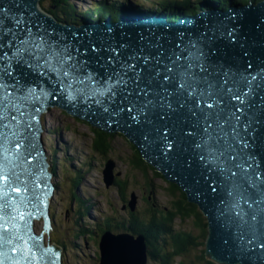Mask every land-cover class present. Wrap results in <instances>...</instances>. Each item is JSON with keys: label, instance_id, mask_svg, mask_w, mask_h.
<instances>
[{"label": "snow or ice", "instance_id": "6c2138e0", "mask_svg": "<svg viewBox=\"0 0 264 264\" xmlns=\"http://www.w3.org/2000/svg\"><path fill=\"white\" fill-rule=\"evenodd\" d=\"M0 13L6 15L3 9ZM3 15H0V249L17 240L27 244L20 235L18 221H23L27 227L31 217H26L21 208L27 206L28 198L21 196L17 200L11 193L30 191L28 178L32 172L25 167V161L31 165L28 157L38 152L31 130L37 119L33 113L40 111L33 105L41 96L48 95L42 87L37 91L36 86L26 81L21 83L13 68L22 66L38 75L54 78L69 99L79 97L91 101L110 117L127 114L126 118L136 125L155 124L156 120L163 121L179 109L187 108L190 116L198 117L197 124L203 132L195 145L201 150L200 159L220 171L230 172L232 177L239 173L242 180L258 186L264 195V174L250 172L253 167L250 158L234 151L237 129L243 127L247 131L248 128V122L241 125V120H247L254 106L253 82L258 76L264 81V69L256 74L230 75L225 70L217 71L209 63L200 62L197 52L191 51L195 47L191 42L184 45L182 37L172 41L149 32L139 34L135 43L103 37L93 41L89 48L97 56V66H101L100 54L106 53L101 76L89 68L91 61L83 58L87 57L89 48L81 49L66 40L51 39V34L45 35L39 30L33 32L22 19L14 21L15 31L8 29ZM228 35L232 37L231 32ZM247 67L251 69V63ZM173 96L179 98L178 107L170 102ZM258 106L264 115V95L259 97ZM153 131L158 134L154 143L162 145L167 154L174 146L169 126L156 127ZM6 142L22 151L11 152L5 147ZM252 219L255 221L256 216ZM261 226L264 228V222ZM258 247L264 249V241ZM11 250L13 253L30 251L18 246ZM3 255L0 251V256ZM0 264H4L3 259Z\"/></svg>", "mask_w": 264, "mask_h": 264}, {"label": "water", "instance_id": "95a60500", "mask_svg": "<svg viewBox=\"0 0 264 264\" xmlns=\"http://www.w3.org/2000/svg\"><path fill=\"white\" fill-rule=\"evenodd\" d=\"M0 9H3L6 13V15L2 13L0 15H3V22L8 29L15 31L14 21L22 19L26 26L33 25L31 26L33 32L39 30L45 35L51 34V39L66 40L73 46L79 45L81 49L89 48V45L99 37H103L105 40L135 43L137 42L138 35L141 33L145 35L149 32L157 33L168 37L172 41H177L185 34H189L193 35L194 38L190 37L186 40V37H183V42H191V44L195 45L191 51L197 52L201 58L200 62L209 63L210 67L215 68L217 71L225 70L229 74H232L234 68L235 72H242L237 65L239 64L238 62H246V55L248 63L252 65V70L258 71L264 69V63L257 61L249 54V51L252 53L262 51V56L264 57V0L254 4L252 2L244 4L237 9H229L227 11L211 10L175 21H165L166 24L155 23L154 21L149 23L147 22L148 20H145L146 18L133 17L112 22L115 25L125 22L123 24L124 27L120 29L114 27L100 29L97 27L95 30L88 28L87 24L82 26H66L56 22L53 17L39 9L38 0H0ZM127 22L133 23L129 25L131 26L130 28L125 26ZM152 24L155 25V28H153ZM176 26L179 29L174 31ZM137 27L140 28L137 29ZM230 32L232 33V37L228 35ZM16 34L17 36L20 35L18 31ZM73 37H76L74 42L71 41ZM238 47L241 48L238 49ZM104 55L106 53L100 54L101 66H97V56L91 52L90 48L87 57L83 58L91 61L89 68L92 71L98 72L103 76ZM210 63L220 65V67L211 66ZM13 71L20 78L21 83L26 81L29 85L36 86L37 91L42 87L48 93L46 96H41L39 101L33 105V108H39L40 111L33 113L37 119L33 122L34 127L31 130L35 148L38 152H33L32 156L28 157L31 160V165H28L27 161H25V167H29L32 172L31 177L28 178L30 181L32 179L38 181L40 178L41 181L43 179L42 182L45 179L49 181L51 176V173L47 172L48 164L45 161L44 151L40 142V131L42 129L38 120L39 114L47 111L46 106L50 105L64 108L68 112L88 120L96 127L108 131H122L135 143L147 162L157 167L168 180L176 183L185 191L188 200L196 203L206 216L208 232L205 239L204 255L208 259L218 264H264V249L258 247L264 241V235L260 234V238L255 239L251 234H245L247 231H243V228H241L242 221L239 220L240 215L238 214V210L234 209V206L227 204L229 203V197L221 189H217V186H211L212 183L219 182V180H228L230 172L221 171L219 175H213L214 177L211 176L209 178H204L202 175L195 178L189 175V170L190 172H194V169L198 170L201 168L197 167L198 163L203 161L198 156L201 154V150L195 145L200 142L203 132L197 124L198 117L190 116L187 108L179 109L174 115L166 117L163 121L156 120L155 124L141 123L140 125H136L126 118L127 114L110 117L102 108L91 101H85L79 97L69 99L68 94L60 89L54 78L38 75L35 71H31L23 66L13 68ZM254 92V105L257 106L259 97L264 95V90H254ZM169 99L174 107H178L179 98L173 96ZM249 123L247 131L243 127L239 128L241 132L240 137H243L245 140L247 139L248 143L244 141V145L246 146L256 143L249 134L254 131L255 125L252 124L253 122L251 125ZM243 124L241 120V125ZM164 125H168L170 128V139L174 145L167 154H165L162 145L154 143L158 134L153 129L156 127L163 128ZM259 125L261 124L259 123ZM145 135L148 137L147 140L145 139ZM5 147L9 148L11 152L22 151V149L18 150L14 148L8 142L5 143ZM194 150L198 151V155H193ZM250 152L252 154L248 156H253L258 151L252 150ZM113 166L114 164L111 160L107 161L104 170L106 185L112 183ZM204 172L206 170H201L199 173ZM260 172L264 174V167L260 168ZM49 185L51 184L49 183ZM237 193L235 191V195ZM241 193H243V190H241ZM51 194L52 191L49 195H39V198L35 194L34 199L31 200L43 198L49 201ZM128 204L131 209H134V194H132V199ZM47 206L41 208L44 213H47ZM25 214L26 217L29 216L27 215L28 213ZM30 217L27 227H25L24 222L22 223L23 227L20 228V233L32 229V218L39 219L33 217V214H30ZM47 217H43V229L47 227L45 225L46 220H49ZM48 228H51V226L49 225ZM44 231L48 233V229H44ZM41 234H43V230ZM98 246L99 264H146L147 248L144 237L141 235L133 237L130 234H114L106 231L102 234ZM127 247L137 250L140 256L138 261L130 260V252ZM51 248L60 255L61 248L59 246L53 243Z\"/></svg>", "mask_w": 264, "mask_h": 264}, {"label": "trees", "instance_id": "16d2710c", "mask_svg": "<svg viewBox=\"0 0 264 264\" xmlns=\"http://www.w3.org/2000/svg\"><path fill=\"white\" fill-rule=\"evenodd\" d=\"M45 1L47 4L44 3ZM200 1L203 0H154L152 3L155 4L158 9L167 7L168 10L174 11V8L178 7L180 10H183V13H195L198 10V2ZM207 1L217 4L219 8H227L229 3L228 0ZM251 1L255 3L259 0H232L233 3L242 4ZM41 5L43 7L42 9L56 20L69 23L80 21V16H84L91 21L97 19L103 21L108 17L110 20H117L118 16L121 15V10L125 9L120 3H116L115 0H100L87 8L83 7L84 9L76 8L71 0H43ZM123 14L126 13L123 12ZM175 16L176 14H172L168 19H176ZM92 132V147L98 153L106 156V153L109 152L111 148V144L108 140L111 135L110 132L102 128L94 129ZM120 135L124 136L121 133ZM126 139L130 141L129 138L126 137ZM132 149L133 150L127 158V163L133 167L134 173L139 175L142 174L147 178L148 187L147 190H145L148 194L151 193L153 195L154 189L151 183L152 178L150 176L147 177V168L154 170V176L160 175L169 183L167 192L169 196H171V199L168 204H159L151 201L150 206L144 208L142 212L136 210V207L135 209H131L128 205V199H125L129 182L127 179L119 180L118 174L113 173L111 185L116 187L119 196L125 200V205L122 208L127 209L126 218H124L125 220H121V222H115L118 218L115 219V215L108 213L105 215L104 221L97 224L98 228L96 230L90 229L87 223V213L91 205L86 204L89 198L82 197L83 195L81 196L78 192V186L82 185L81 181L85 176L82 172V168L90 166V163H82L79 165V168L71 171V169H68L69 164L64 163L62 159L56 158L55 162H53V171L55 172L54 169L57 167L59 171L58 174L68 172L71 179L68 190L67 214H71L73 223L77 226V228L75 226L76 230L73 237L80 234H88L86 237L89 236V238H91L92 236H97L98 239H100V236L106 231L113 233L128 232L143 234L145 236L144 242L147 248L146 264L148 262L152 264H204L203 260L208 264H212L211 261L205 259L204 255V239L207 233V222L199 206L188 200L186 193L182 191L179 185L169 181L154 165L148 163L134 144H132ZM108 159L112 160L110 157L107 158V160ZM56 184L60 188L63 185L61 181H57ZM145 199L149 201L150 198L146 197ZM51 216L53 217V215ZM176 219L180 221L191 219L193 227L199 230L198 233L194 235L192 231L175 229L173 224L176 222ZM56 232L61 242L54 239V237L53 241L62 244L64 248L63 264H68L65 262V252L69 251L68 249H70V246L67 244V241L63 239L61 232ZM74 246L79 247L78 244H74ZM198 247H201V249L199 251L196 250L198 253L195 254L194 251ZM77 252L80 253L79 250ZM69 253L72 254L70 251ZM95 258H97L99 263V252Z\"/></svg>", "mask_w": 264, "mask_h": 264}, {"label": "rangeland", "instance_id": "374dc122", "mask_svg": "<svg viewBox=\"0 0 264 264\" xmlns=\"http://www.w3.org/2000/svg\"><path fill=\"white\" fill-rule=\"evenodd\" d=\"M76 8H87L93 3H97L100 0H71ZM116 3H120L128 11H133L143 5L145 9L155 8L152 3L154 0H115ZM43 0H39L40 9L43 8ZM45 4L46 1L44 2ZM137 3V4H136ZM142 7V6H141ZM83 8V9H84ZM42 10V9H41ZM205 10V9H203ZM43 11V10H42ZM157 13L162 14L160 9ZM187 13H176L175 18L185 16ZM178 15V16H177ZM87 21H91L87 19ZM47 111L41 112L43 119V127L41 138L43 139L44 146L49 154V158L52 163L55 159H62L64 163L75 165V169L82 163H90V166L82 168L84 173L81 186H78V192L82 197H87L89 200L86 204H90L88 213L93 217L89 219L87 217V223L89 228L96 230L97 224L104 221L105 215L110 213L115 215V222H121L125 220L127 209H123L125 200L119 196L116 187L111 184L106 185L103 181L104 170L106 167L107 158H111L114 161L113 173L118 174L119 180L127 179L129 184L127 186V194L125 199L131 200L132 194L136 199V210L142 212L144 208L150 206V202L154 201L159 204H168L171 199L167 192L169 183L160 175L154 176V170L147 168V177L152 178L153 195L146 192L147 190V178L142 174L134 173V169L131 165H128L127 158L130 155L132 149V143L121 136L119 131L110 132L108 138L111 148L106 156L98 153L92 147L93 132L92 130L98 129L92 126L84 119H79L76 116L67 113L65 110L58 106H47ZM56 147H55V146ZM84 164V165H86ZM56 174L53 176V180L61 181L62 187L55 190L54 194L50 198V212L53 215L54 225L50 234V240L57 239L61 242L57 232H61L63 239L67 241L70 249L65 252V262L68 264H99L97 258L98 249V237L92 236L86 237L88 234H80L73 237L75 232V226L71 217V214H67L68 198H69V184L70 175L68 172L58 174V168L55 167ZM69 169V166H68ZM71 169V168H70ZM69 169V170H70ZM72 171V170H71ZM75 172V171H73ZM135 175V178H134ZM132 177V178H131ZM149 179V178H148ZM146 189V190H145ZM150 198L147 201L145 198ZM138 211V212H139ZM87 213V214H88ZM128 217V216H127ZM173 224L175 229L192 231L193 234H197L199 230L193 227L191 219L186 221H180L178 219ZM77 228V226H76ZM195 229V230H194ZM66 243V242H65ZM74 244H78L79 247L75 248ZM61 250L62 244H59ZM201 247L195 249L194 253H198L196 250H200ZM80 251L78 253L77 251ZM62 253V256H63ZM179 259V258H177ZM206 260L211 261L212 264H218L205 256ZM204 264H208L205 260ZM175 262V261H174ZM176 263V262H175ZM147 264H152L148 262Z\"/></svg>", "mask_w": 264, "mask_h": 264}, {"label": "clouds", "instance_id": "9594fccd", "mask_svg": "<svg viewBox=\"0 0 264 264\" xmlns=\"http://www.w3.org/2000/svg\"><path fill=\"white\" fill-rule=\"evenodd\" d=\"M229 1V3H228V7L227 8H219L218 6H217V4H215V3H213V2H209V1H207V0H203V1H200V2H198L199 3V6H198V10H197V12H195V13H187L185 16H182V17H179V18H176V19H168V17L169 16H171L172 14H176V13H180V12H183V10H180V8H178V7H175L174 8V11L173 10H168L167 9V7H161L160 8V11H162L163 13H162V17L165 15V14H167L166 15V18H164L163 20L164 21H175V20H179V19H182V18H186V17H190V16H193V15H196V14H199V11H202L203 9H205V10H203L204 12H206V11H211V10H213V11H227V10H231V9H237V8H240V6L241 5H244V4H242V3H233L232 2V0H228ZM259 1H262V0H259ZM258 1V2H259ZM252 2V1H251ZM248 3H250V2H248ZM248 3H245V4H248ZM253 4H254V2H252ZM255 3H257V2H255ZM38 4H39V0H38ZM39 6V5H38ZM142 6V7H141ZM141 6H139V8H137V9H134L133 11H128V10H125V9H123V10H121V15H119L118 16V18H117V20H110V18L108 17V18H106V19H104V21H106L107 19L108 20H110L111 22H117V21H121V20H124V19H127V18H133V17H143V18H145L146 16H151L150 14H154V15H156V16H158V17H160V14L159 13H157V11L159 10L158 8H157V6L156 5H153L155 8H147V9H145L144 7H143V5H141ZM39 9H40V7H39ZM42 9V8H41ZM43 10V9H42ZM43 12H45L46 14H48L49 16H51L49 13H47L46 11H44L43 10ZM123 12L124 13H126V14H123ZM123 14V15H122ZM51 17H53V16H51ZM54 18V17H53ZM80 21H77V22H74V23H69V22H64V21H58V20H56L55 18V20H56V22H58V23H60V24H62V25H66V26H82V25H86V24H91V23H97L98 21V19L97 20H95V21H87L86 20V18L84 17V16H80ZM47 107V106H46ZM61 108V107H60ZM47 109V108H46ZM63 110H65L64 108H62ZM67 113H70V112H68L67 110H65ZM71 115H73V116H76L77 118H79V119H84V118H81V117H79V116H77V115H74V114H72V113H70ZM38 120H39V124H40V127H41V129H42V131L44 130V127H43V119H42V114L40 113L39 114V118H38ZM84 120H86V119H84ZM87 122H89L88 120H86ZM90 123V122H89ZM92 126H94L92 123H90ZM94 127H96V126H94ZM99 128V127H98ZM42 131H40V142H41V145H42V148H43V151H44V155H45V161H46V163L48 164V166H47V172L48 173H51L52 175L50 176L51 178L49 179V181H50V184L52 185V186H54V188H53V191H52V194L50 195V197H49V201H48V206H47V215H48V218H49V221H50V226H51V228H48V233L47 232H43V234H42V236H43V239H42V243L45 245V246H47V242H48V245L50 244V245H52L53 243L54 244H56L57 246H59V243H56L55 241H53V239H52V241L50 240V234H51V231L53 230V225H54V219H53V217L51 216V212H50V198H51V196L54 194V192H55V190L56 189H58L59 187L57 186V184H56V181L55 180H53V176H55V173H56V168L54 169L55 170V172L53 171V163H52V161H51V159L49 158V154H47V150H46V148H45V146H44V143H43V139L41 138V134H42ZM116 131H119V130H116ZM119 133H121V134H123L125 137H127V138H129L126 134H124L122 131H119ZM130 139V138H129ZM130 142L132 143V144H134V146L135 147H137L136 145H135V143L130 139ZM55 146V145H54ZM56 147V146H55ZM138 148V147H137ZM138 150H139V148H138ZM140 151V150H139ZM141 153V152H140ZM107 161H109V159L107 160ZM107 161H106V163H107ZM112 162H113V164H114V161L113 160H111ZM149 163V162H148ZM75 165H71V164H69V169L71 168V170H76L75 168ZM80 167V166H79ZM79 167H77V168H79ZM114 167V166H113ZM156 169H157V167H155ZM158 170V169H157ZM159 171V170H158ZM160 172V171H159ZM103 181H104V178H103ZM170 181V180H169ZM105 182V181H104ZM172 182V181H171ZM180 187V186H179ZM181 188V187H180ZM182 189V188H181ZM182 191L185 193V191L182 189ZM187 195V194H186ZM135 196V195H134ZM188 197V196H187ZM130 201V200H129ZM129 201H128V203H129ZM135 201H136V199H135ZM192 202V201H191ZM129 205V204H128ZM124 206V205H123ZM135 207H136V202H135V206H134V209H135ZM201 210V209H200ZM89 211V210H88ZM202 211V210H201ZM204 214V213H203ZM205 216V215H204ZM87 217L89 218V219H93V217L90 215V213H88L87 214ZM205 218H206V216H205ZM206 222H207V220H206ZM43 226H44V219H43V217H39V219H36V218H32V226H31V228H32V231H34V233L35 234H37V236H39L40 234H41V232H42V230H43ZM109 232V231H108ZM207 232H208V224H207ZM110 233H113V232H110ZM121 233H125V234H130V235H132L133 237H137V236H139V235H141V236H143L144 237V241H145V236L143 235V234H137V233H128V232H119V233H114V234H121ZM102 236V235H101ZM101 236H100V238H101ZM206 236H207V233H206ZM206 236H205V239H206ZM205 239H204V249H205ZM99 241H100V239H99ZM99 241H98V244H99ZM60 247V246H59ZM75 248H77V246H75ZM62 249H64L63 248V246H62ZM98 249H99V246H98ZM62 253H63V251L61 250L60 251V264H63V256H62Z\"/></svg>", "mask_w": 264, "mask_h": 264}, {"label": "bare ground", "instance_id": "6f19581e", "mask_svg": "<svg viewBox=\"0 0 264 264\" xmlns=\"http://www.w3.org/2000/svg\"><path fill=\"white\" fill-rule=\"evenodd\" d=\"M109 132H115V131H109ZM130 252V260L132 261H138L140 259L139 253L136 249L127 247ZM112 250V249H111Z\"/></svg>", "mask_w": 264, "mask_h": 264}, {"label": "flooded vegetation", "instance_id": "af4514ba", "mask_svg": "<svg viewBox=\"0 0 264 264\" xmlns=\"http://www.w3.org/2000/svg\"><path fill=\"white\" fill-rule=\"evenodd\" d=\"M124 207V206H123Z\"/></svg>", "mask_w": 264, "mask_h": 264}]
</instances>
